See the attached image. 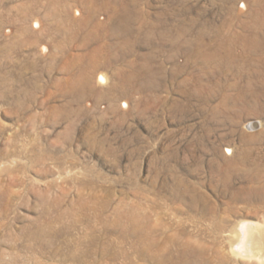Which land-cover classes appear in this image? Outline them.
<instances>
[{
    "label": "rangeland",
    "instance_id": "obj_1",
    "mask_svg": "<svg viewBox=\"0 0 264 264\" xmlns=\"http://www.w3.org/2000/svg\"><path fill=\"white\" fill-rule=\"evenodd\" d=\"M263 258L264 0H0V264Z\"/></svg>",
    "mask_w": 264,
    "mask_h": 264
},
{
    "label": "bare ground",
    "instance_id": "obj_2",
    "mask_svg": "<svg viewBox=\"0 0 264 264\" xmlns=\"http://www.w3.org/2000/svg\"><path fill=\"white\" fill-rule=\"evenodd\" d=\"M99 79L104 82L103 74L99 76ZM251 223H241V226L238 228L236 245L232 249L235 253L244 255V256H253L258 253L261 245V232L259 233V227ZM262 230V229H261ZM149 233V232H148ZM233 240V239H232ZM154 253V252H153ZM162 253V252H161ZM259 256V255H258ZM192 258V257H191ZM264 259V258H263Z\"/></svg>",
    "mask_w": 264,
    "mask_h": 264
}]
</instances>
